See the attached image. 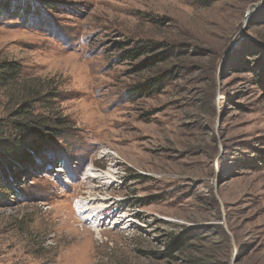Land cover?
<instances>
[{
	"label": "rangeland",
	"instance_id": "rangeland-1",
	"mask_svg": "<svg viewBox=\"0 0 264 264\" xmlns=\"http://www.w3.org/2000/svg\"><path fill=\"white\" fill-rule=\"evenodd\" d=\"M16 4L0 182L22 174L0 189V264H264V0ZM25 108L47 135L20 160L3 147Z\"/></svg>",
	"mask_w": 264,
	"mask_h": 264
},
{
	"label": "trees",
	"instance_id": "trees-1",
	"mask_svg": "<svg viewBox=\"0 0 264 264\" xmlns=\"http://www.w3.org/2000/svg\"><path fill=\"white\" fill-rule=\"evenodd\" d=\"M9 2L11 1L10 0H0V13L11 14L13 16L21 15L22 13H20L19 9L17 8L18 5L17 4L13 5L14 0H12V4ZM31 12H34V8ZM28 13L29 12L26 13L27 16H28ZM153 48L154 47H151L150 45L143 44L139 47H134L126 51L124 53V57L125 58H136L140 54L142 55L147 51L153 50ZM164 54H166V52L161 54V58L164 57ZM170 54L171 53H169V55ZM157 60H162V59H156L155 61L153 59L146 60L144 62V64H146L144 68L150 65H154V63ZM17 74H18V70H17L16 63L14 62L1 63L0 64V86L16 78ZM167 74L168 73H164V74L158 75L157 77L149 78L147 79V81L143 83L134 85L132 87L133 94L137 96H142L154 90H159L160 88L163 87L166 81V78L168 77ZM19 115L21 117H24L25 120L27 119V121L25 123L24 121H21V122H17L13 124L12 130H15L18 133V135L21 134L23 136L21 137L20 140L16 136L17 142L8 143L3 148L4 150H7L8 152H12L13 156L22 160L21 155H22L23 149L25 148V153L27 152L28 157L32 156L31 151L35 152L34 149L38 148L39 142L42 139V137H43V140H45V136L47 134L43 133L41 130V127H43L46 123L43 122V119H41L38 113H34V111H31L30 108H25L19 113ZM55 133H52V134H55ZM28 138H31V139L27 140ZM8 170L10 173L5 176V179L3 176H1L2 177L1 180L3 182L2 183L0 182V189L2 190H6V189L13 190L11 183L8 181V178L9 177L14 178V176H16L15 179L17 181L18 177L22 174L21 171L20 173H17L16 171L17 169L8 168Z\"/></svg>",
	"mask_w": 264,
	"mask_h": 264
},
{
	"label": "water",
	"instance_id": "water-1",
	"mask_svg": "<svg viewBox=\"0 0 264 264\" xmlns=\"http://www.w3.org/2000/svg\"><path fill=\"white\" fill-rule=\"evenodd\" d=\"M249 12H250V10L247 13H249Z\"/></svg>",
	"mask_w": 264,
	"mask_h": 264
}]
</instances>
